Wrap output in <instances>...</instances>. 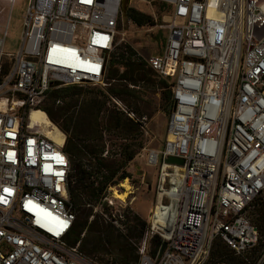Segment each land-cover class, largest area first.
Wrapping results in <instances>:
<instances>
[{
  "label": "built area",
  "instance_id": "obj_1",
  "mask_svg": "<svg viewBox=\"0 0 264 264\" xmlns=\"http://www.w3.org/2000/svg\"><path fill=\"white\" fill-rule=\"evenodd\" d=\"M122 1L29 0L20 48L6 51L0 34V59H14L0 81V264H102L70 242L66 134L60 142L30 114L52 88L109 85ZM156 1L170 11L147 62L167 79L171 108L163 148L147 156L158 195L134 264H206L216 238L251 263L261 236L249 210L264 198V0ZM112 99L146 129V116ZM114 192L109 184L90 219L105 206L124 218Z\"/></svg>",
  "mask_w": 264,
  "mask_h": 264
},
{
  "label": "rangeland",
  "instance_id": "obj_2",
  "mask_svg": "<svg viewBox=\"0 0 264 264\" xmlns=\"http://www.w3.org/2000/svg\"><path fill=\"white\" fill-rule=\"evenodd\" d=\"M28 1L29 0H16L15 5H12L10 0H0V34L7 29L8 35L6 38L5 50L8 52H15L20 48L23 19ZM150 1L131 0L130 7L151 15L156 24L146 23L137 25L132 19H128L125 22L121 20L118 28L119 51L123 50V48H121L122 46L129 45L136 50L138 56L145 62L151 55H158L162 51L165 29L161 28L159 25L168 17L170 11L168 6L163 5L159 1L154 0L152 3ZM13 63V57L9 55L3 56L0 59L1 72L3 66L11 67ZM113 82L114 81L111 80V83ZM94 87L99 86L86 84L82 86L81 89L71 91L63 97H58L61 102H58V100L53 101L50 94H48L40 109L45 113L43 106L52 104L55 110L65 106L70 109V112L77 111L82 105V102L92 96V88ZM138 88L141 92L136 101L130 103L123 101L126 106L133 109L139 116H146L148 120L147 127L143 130V148L134 159L129 161L124 167V170L129 173L128 177L125 179H128V184L131 188L129 195L125 198L126 205L120 207V212L123 213L124 218L118 216L119 213L117 210L113 209L111 212L110 209L105 206L103 208V214L100 212H98V214L102 219H105L104 225H112L115 227V235L108 238L106 236L107 232L102 228L100 232L97 229L90 230L89 232L86 230L81 235L82 238L86 236V238L91 241L95 240L99 235L101 238L105 239L104 243H102V247H100L101 249L93 254V256L99 258L102 264H118L125 256L132 258L135 253L138 254L139 242L149 225V215L157 200L160 169L150 166L147 161V156L150 150L159 151L163 148L167 133L169 112L166 111L167 103L163 97L162 88L158 87V85L147 86L144 84H141ZM108 105L111 108L117 106L113 99H111ZM36 111L41 115V122L49 126L55 124L59 128V126L49 118L47 113L44 114L41 111ZM34 114H36V112H34ZM57 132L61 133L59 129H57ZM82 138L85 140V144H92V150L95 154L109 159L122 158L123 146L130 142V139L125 136V133L107 130L102 127L96 134L88 127H85ZM86 158H88L87 162H90V159L93 157L88 155ZM95 161L96 160L93 158V163L91 164L93 165ZM107 172L106 169H103L104 174H107ZM101 178L102 177H100V180H102ZM125 179L117 184L110 185L115 188V191H126V187L122 185ZM263 212L264 198H255L249 210V216L251 220L259 226L262 239L258 249L250 254L252 264H264ZM113 213L116 216H113ZM104 214H107V217ZM135 216H138L142 220L141 223H136L134 220ZM92 220L93 219L89 218V223H91ZM115 221L117 222L115 223ZM118 225H123V229L117 227ZM157 244L155 238H153L150 247L151 252L155 251L158 246ZM135 249L136 251L134 252ZM123 251L127 254L123 255ZM209 259L210 254L208 260Z\"/></svg>",
  "mask_w": 264,
  "mask_h": 264
},
{
  "label": "trees",
  "instance_id": "obj_3",
  "mask_svg": "<svg viewBox=\"0 0 264 264\" xmlns=\"http://www.w3.org/2000/svg\"><path fill=\"white\" fill-rule=\"evenodd\" d=\"M128 16L137 25L156 24L151 15L132 7H129ZM121 48L123 50L119 51V45L116 47L110 60L107 75L110 84L106 86L107 88H101V86L92 88V96L83 101L77 111L70 112V109L65 106L55 110L52 104L43 106V110L48 114L49 118L66 134L64 148L71 162L69 175L70 193L77 213L70 242L75 244L81 241L82 252L95 258L100 263L99 258L93 256V254L101 249L100 247H102L105 239L99 235L95 240L91 241L86 236L82 238L81 235L86 230L89 232L97 229L100 232L101 228L107 232L106 236L108 238L115 235V227L104 225L105 219H102L98 213L95 214L92 222L89 223V218L93 214V205L98 202L101 194L109 184H117L128 177L129 173L124 170L125 165L133 160L144 146V132L140 125L120 111L117 106L111 108L108 104L111 102L112 97L128 103L136 101L141 92L138 87L144 84L147 86L158 85V87L163 89L167 112H169L171 105V92L167 88L169 85L167 79L154 70L147 60L146 62L142 60L131 46L124 45ZM10 68L9 66H3V70L0 73V81L9 72ZM111 80L114 82L111 83ZM81 87L72 85L52 88L48 94H50L53 101H57L60 99L58 97H63L71 91L81 89ZM85 127L91 129L95 134L100 131L101 127L125 133L130 142L123 146V157L109 159L95 154L92 150V144H85V140L82 138ZM88 155L96 160L93 165L91 164L93 163V158L90 159V162H87L88 158L86 157ZM103 169L108 171L107 174L103 173ZM100 177H102V180H100ZM87 204H91V206ZM134 220L136 223H141L142 221L138 216H135ZM257 227L260 232L258 225ZM261 239L262 236L258 246L252 252L258 249ZM155 241L158 243L157 245L161 242L159 237H155ZM123 253V255L127 254L124 251ZM138 259L139 254L135 253L132 258L125 256L118 264H134ZM220 263L252 264V261L251 263L246 262L241 255L236 254L221 238H216L210 251L208 264Z\"/></svg>",
  "mask_w": 264,
  "mask_h": 264
},
{
  "label": "bare ground",
  "instance_id": "obj_4",
  "mask_svg": "<svg viewBox=\"0 0 264 264\" xmlns=\"http://www.w3.org/2000/svg\"><path fill=\"white\" fill-rule=\"evenodd\" d=\"M10 2L12 3V5H15L16 3V0H10ZM36 110L38 111H41L42 113H44L42 111V109H38V108H35L31 111V114H30V118L32 120V124H37L38 126H40V128L42 130H44L47 134H49L50 136H54L56 137L60 142L63 141V134L62 133H59L57 132V126L55 124H52L51 126H49L48 124H44L43 122L40 121V113L37 112ZM34 112H36V114H34ZM46 113V112H45ZM44 113V114H45ZM47 122V121H46ZM47 125V126H46ZM59 131H61L59 129ZM122 185H124L126 187V191H123V192H119V191H115L114 192V195L116 198H119V199H125L128 195H129V192L131 191V188L129 187V184H128V179H125L123 182H122Z\"/></svg>",
  "mask_w": 264,
  "mask_h": 264
},
{
  "label": "water",
  "instance_id": "obj_5",
  "mask_svg": "<svg viewBox=\"0 0 264 264\" xmlns=\"http://www.w3.org/2000/svg\"><path fill=\"white\" fill-rule=\"evenodd\" d=\"M130 2H131V0H123L122 1V5H121L122 20L124 22L129 19L128 10H129V7H130ZM104 55H105V57H107V51H105ZM58 84H59V82H57V81L53 82V85H58ZM168 161L171 162V163H180V164H182L184 162L182 158L174 157V156H170L168 158ZM164 247H165V245H164Z\"/></svg>",
  "mask_w": 264,
  "mask_h": 264
}]
</instances>
